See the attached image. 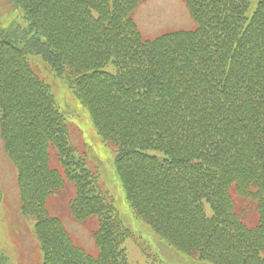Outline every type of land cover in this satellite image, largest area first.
<instances>
[{"label": "trees", "instance_id": "obj_1", "mask_svg": "<svg viewBox=\"0 0 264 264\" xmlns=\"http://www.w3.org/2000/svg\"><path fill=\"white\" fill-rule=\"evenodd\" d=\"M8 1L27 23L0 28V123L41 264H130L134 235L34 63L88 112L138 221L191 258L264 264V0H182L195 28L155 39L146 0ZM67 183L95 256L47 208Z\"/></svg>", "mask_w": 264, "mask_h": 264}, {"label": "rangeland", "instance_id": "obj_2", "mask_svg": "<svg viewBox=\"0 0 264 264\" xmlns=\"http://www.w3.org/2000/svg\"><path fill=\"white\" fill-rule=\"evenodd\" d=\"M24 16L22 9L15 8L8 0H0L1 29L25 26L27 22L23 19ZM134 20L145 39L195 28L182 0H146L135 11ZM44 66L37 67L34 63V69L51 86L60 111L67 117L72 128L73 143L81 149L84 146L91 148L92 165L99 168L104 187L114 196L121 221L134 234V238L128 239L124 244L129 263L214 264L182 254L161 240L150 226L135 218L126 201L122 182H119L114 153L103 144L88 112L73 92L62 79L55 77ZM52 166L58 167L56 160H52ZM19 167L7 154L0 123V259L3 258L8 264H41L43 255L35 236V222L21 213L20 186L28 185L29 182L20 184ZM22 178H25V174H22ZM74 194L73 185L67 183L60 195L49 199L47 208L52 216L62 221L75 245L95 256L97 248L92 232L97 228V223L95 220L79 223L73 219L69 204ZM207 213L211 215L209 208Z\"/></svg>", "mask_w": 264, "mask_h": 264}]
</instances>
